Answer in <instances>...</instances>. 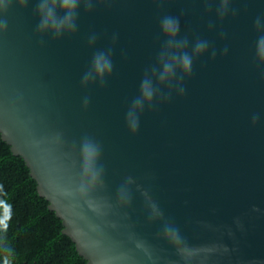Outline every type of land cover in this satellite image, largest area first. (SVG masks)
Segmentation results:
<instances>
[{
    "label": "water",
    "instance_id": "obj_1",
    "mask_svg": "<svg viewBox=\"0 0 264 264\" xmlns=\"http://www.w3.org/2000/svg\"><path fill=\"white\" fill-rule=\"evenodd\" d=\"M44 3L0 0V133L79 254L264 264V0Z\"/></svg>",
    "mask_w": 264,
    "mask_h": 264
},
{
    "label": "trees",
    "instance_id": "obj_2",
    "mask_svg": "<svg viewBox=\"0 0 264 264\" xmlns=\"http://www.w3.org/2000/svg\"><path fill=\"white\" fill-rule=\"evenodd\" d=\"M0 133V264H88Z\"/></svg>",
    "mask_w": 264,
    "mask_h": 264
},
{
    "label": "clouds",
    "instance_id": "obj_3",
    "mask_svg": "<svg viewBox=\"0 0 264 264\" xmlns=\"http://www.w3.org/2000/svg\"><path fill=\"white\" fill-rule=\"evenodd\" d=\"M21 2H23V0H21ZM52 3L53 5L57 3L59 4L61 9L65 11V18L62 21H57L56 18L54 17L53 11L47 7V0H45V3L40 6V10L42 13L41 28L51 26L54 30L59 31L65 25H70L72 15L77 8L79 0H52ZM161 30L171 40L172 38L175 37L178 31V24L172 18H164L161 22ZM203 48H204L203 44H198L196 46L195 51L199 53L203 50ZM102 59L104 60L102 56L98 57L96 60V65H98L100 60ZM177 62L180 64V66L185 72L190 71L191 58L188 55L180 56ZM104 64L107 69L110 67L106 60H104ZM170 69H171V65L165 63L164 73L162 74L161 77L162 79L164 75H167L169 73ZM142 93L145 98L151 97V94L145 91L144 89H142Z\"/></svg>",
    "mask_w": 264,
    "mask_h": 264
}]
</instances>
